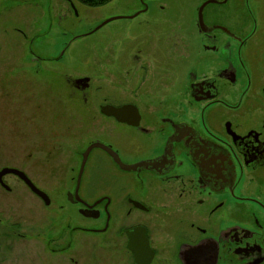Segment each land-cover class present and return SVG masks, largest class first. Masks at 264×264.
Listing matches in <instances>:
<instances>
[{"label":"flooded vegetation","instance_id":"obj_1","mask_svg":"<svg viewBox=\"0 0 264 264\" xmlns=\"http://www.w3.org/2000/svg\"><path fill=\"white\" fill-rule=\"evenodd\" d=\"M249 17L195 24L184 48L180 30L161 28L94 89L84 72L66 76L106 133L83 140L70 180L45 191L30 178L48 203L17 176L50 209L53 253L71 229L92 238L94 264H264V24ZM186 57L194 65L181 68ZM70 208L79 222L62 215Z\"/></svg>","mask_w":264,"mask_h":264},{"label":"rangeland","instance_id":"obj_2","mask_svg":"<svg viewBox=\"0 0 264 264\" xmlns=\"http://www.w3.org/2000/svg\"><path fill=\"white\" fill-rule=\"evenodd\" d=\"M205 1L111 0L89 6L79 0H0V169L19 168L45 191L51 182L70 180L83 140L106 132L98 129L105 123L99 113L86 118L93 112L78 105L66 76L84 72L92 89L99 84L97 74L109 84L116 59L131 47L157 44L161 28L169 33L164 37L180 30L175 45L192 46L201 36L195 24H201L198 9ZM221 1L205 2L203 24H254L251 13L264 24V0ZM192 63L186 57L180 67ZM4 181L11 190L0 184V264H94L92 238L71 229L58 241L69 247L53 253L47 243L50 209L16 175ZM57 214L59 230L63 217ZM62 215L80 221L72 208Z\"/></svg>","mask_w":264,"mask_h":264},{"label":"water","instance_id":"obj_3","mask_svg":"<svg viewBox=\"0 0 264 264\" xmlns=\"http://www.w3.org/2000/svg\"><path fill=\"white\" fill-rule=\"evenodd\" d=\"M206 3H204L200 10H199V20L200 23L203 24V9L205 7ZM115 110V109H114ZM109 114H112V112H109ZM8 174H14L21 178L29 187L32 191L36 192L38 195H40L45 202L48 203V199L46 200V193L42 190H40L30 179V177L26 174L25 171L16 168V167H11V166H5L0 169V184L7 190H10L11 187L4 181V177Z\"/></svg>","mask_w":264,"mask_h":264},{"label":"trees","instance_id":"obj_4","mask_svg":"<svg viewBox=\"0 0 264 264\" xmlns=\"http://www.w3.org/2000/svg\"><path fill=\"white\" fill-rule=\"evenodd\" d=\"M79 1L89 6H101L108 3L111 0H79Z\"/></svg>","mask_w":264,"mask_h":264}]
</instances>
